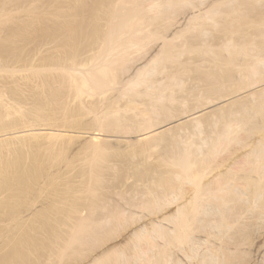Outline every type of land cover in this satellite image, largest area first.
<instances>
[{
    "label": "rangeland",
    "instance_id": "obj_1",
    "mask_svg": "<svg viewBox=\"0 0 264 264\" xmlns=\"http://www.w3.org/2000/svg\"><path fill=\"white\" fill-rule=\"evenodd\" d=\"M39 1H41V0H2V1L0 0V2L2 3L1 6H4L2 8L6 9V12L7 11L9 12V13L5 14L7 16H5L3 14L1 17V15H0V18H1L0 19V26H2V27H0L1 28L0 30L2 31L0 33V57H1L0 58V95H1L0 96V98H1L0 99V113H2V114H0V115L1 116L3 115L2 117H4L5 119H8V120H6L7 122H4L5 119H3L4 123H0V125L1 124H7V126H9V127H13V129H11V128L6 127V125H4V127L7 128V130H8L7 131L6 128H4L5 130L3 129V125H2V128H1L2 131H0L1 134H3V132H5V131H7V132H5V134H6V135L4 134L5 136L0 137V142H2V141H7L6 143L10 142V143L14 144L13 146H11L12 148L15 147L16 144L22 145V146H18V147L16 146V147L19 148V151L21 150L20 151V153H22L21 155L23 157L24 156L26 157V158L25 157L23 158V160H24V162H22V163H24L23 166L27 168L29 165V169L30 170L32 169V171L35 170L37 173V175L36 174H33V175L38 176V177L35 176L36 178L34 177L35 180L31 179L34 182H32L30 180L29 181L25 180L24 184L22 181L19 184L16 183V185H18V186H23V187H21L23 189V192L20 189V187H19V189H18V187L16 188L17 193L16 192L15 193L17 196L16 197L14 196L15 197L14 200H15V203L17 200H18L17 203H19L16 206V208L14 207L16 210L12 209L13 207L10 204L5 203L6 201L8 202L10 195H12L13 193L11 191L0 192V207H1L0 208V264H84V263L90 261V259L93 258L94 256L108 250L109 247L111 248L112 246L119 244V243H122L124 241L126 234L130 230L128 228H132L133 225L138 222V220H137L138 215H137L136 219H135V216L134 215L132 216L131 214H130L131 216L128 215L129 218L125 216L126 221H124L125 218H122L124 216H120V213L118 214L119 209L115 210L117 207H119L117 205L115 207V204H118V203L120 204L119 201L121 200V198H122V200H121L122 203H124V201H126V200L129 202H132L131 201L132 199H134V201L139 203V201H140L139 195H141L139 193L140 192L142 193V191H144L146 188H149V186L151 185V181H153L154 184L158 183V182H154L155 179L158 180L160 178V175L162 174L163 169H164V171H163L164 173H165V170H167L165 163L170 164L173 161H175V159H177L176 156H179L178 154L182 153V151H184L182 153V155H186V154H188L194 150L195 151L194 152L195 154L193 155V157L195 156L194 161L195 162L199 161V163L198 162L197 163H198V165L202 164L201 166H204L203 165L204 162H207V164L205 163L206 164L205 168L207 170L209 168V170H210V169L216 167L217 164L219 165L220 163L226 162V160L229 161L231 159V157L235 158L236 156L243 155L245 152H247L250 148L253 147V145H254L253 142L257 141L264 134V130H263L264 129V123H263L264 122V114L256 113V111H254L255 109H253L254 113L251 116V122H253V123H251L252 125L250 123H249V125H247L248 122H250V121H248V119H247L246 124H244L243 122L242 123L244 125L240 124L239 122L242 121V118L244 116L243 115H240V116L235 115V114L240 113V109H242V107L244 105L250 104L249 100L242 99V100L236 101L237 103L236 102L233 103L234 104V105L232 104L233 106L232 105H228V106L223 105L224 104L223 103V104H221V108H216L217 110L213 107H212L213 109L212 108L210 109V107H208L209 104H207V102L209 100H211V98H212V100H214L213 98H215V100H216L217 98H220V97L222 99V98L229 97L230 95L236 93L239 90L241 91L242 80L238 81V79H237V82L234 81L235 83L228 81L227 74H229V73L227 71H228V68L230 69V66L229 65H228L229 67L225 66V64L227 63V62H225V60L227 61L228 59L230 60V58H231V60H235L237 62V64H240V65H242L244 63L247 64L250 61V59L252 58L251 56H253L250 54H254V53H249L250 51H252V50L256 51L255 48H257L259 50H260V48L261 49L264 48V37L259 34V30H258L260 27H261L260 29H262V27H264V25H263L264 24V0H260V2H259V0H244V1L241 0L242 4L240 3L241 2L240 0H239L240 2L237 0V3H234V2H236V0L233 3L230 0H227L228 2L224 0V1H222V3L221 2L216 3L217 0H201V1L196 0V1H194L195 5L193 4L194 5L193 7H195V8H191L192 7L191 5L186 7L187 6L186 4H183V5L181 4V6L178 5L179 8L177 6L175 7V8L179 9L178 10L179 12H177V10L174 9V11H176L177 13L174 12L175 15L172 17L173 23L176 21V19L181 14L187 15L191 11H193V9L197 10L198 7L199 8L202 7V9L203 8L205 9V8H208V7L213 5L218 10L223 11L226 14L222 13L220 15H217V16H220V17H216V22L219 24H216L213 22H205V24L203 23V25H202L201 22L200 23L198 22L199 20L195 21V22L192 21L193 23L191 22V24H189L190 27H187L185 30L180 32L178 38L175 39L174 42L170 43L171 45L169 44L168 48H165V50H163V51H165V53L162 52L163 54L159 57L160 59L158 58L159 64L157 65V69H159L158 70L159 74L157 73L158 75L157 74L156 75L158 77L163 76L164 78H166L167 73L170 74L172 72H174V73L180 72L177 75L180 77H183V80L185 82L183 83L184 86L183 87L181 86L180 90H179V88L175 89V91H174L175 93H174V96L172 98H170V99L168 98V99L164 100V102L162 104H160L161 107L159 105H157V109H158V107H160L159 109L161 111L158 109V111L156 110L154 112H150V111H145L142 113L140 112L141 110L142 111L145 110L146 106H147L146 104H148L150 102L149 98H148V96H146L147 94H145V92L142 93L139 91V93H138V94H140L139 96L134 95L135 97L138 98V99L134 98L135 101H138V102H136L133 106H129V104L126 103V102H128L127 101L128 96H127V100H125L126 98L123 99L124 101L122 103H120L122 101V98H121V101H119V105L127 106L126 108L128 111H126V109H125L124 111H126V112H123V113H125L126 115L123 113H121V114L119 113V115L120 116L123 115L124 118L125 117L126 118L124 120L122 119L124 121L123 124H121L120 122L118 123L120 126L115 125V127H114L115 129L113 127H111L109 133L113 134V133H117V131L118 132L120 131V133H121L123 130H124L123 133H125V132L126 133H129V132H131V133L136 132L137 133V132L141 131L140 129H142L141 127H139L140 126L139 123H141L144 116L145 117L147 116L146 118H149L151 116L150 118H152V117L155 118V119L152 118V120L154 122L163 123V122H165V120L166 121L171 120L172 118L177 120L181 117H184L185 114L189 115V114H191L197 110H202V108L203 109L207 108V110L204 111L206 114L200 118L201 122H202V126H203V127L201 126V128H200L202 131L193 128V126H192L193 121L189 120V121H187V123L185 122L184 124H181V125L175 127L172 131H169V132L167 131L164 135H162L160 137V139L158 138L159 140H157V138H155V139L152 138V139L143 140V141H141L142 143L141 142H135L134 144L129 143L123 139L107 137V136H102L101 137L102 140H100V141L99 140L92 141L91 138L93 137L92 136L93 129L97 128V126L94 124V119L92 118V114H90L88 112V109L85 106L84 107H82V105L78 106V109H77L76 106L80 105V103L78 100H75V99L72 100L74 98L73 96H72L73 98H70L71 95H68V94H70V93H68V89L67 90L65 89L66 92L64 91V93H63L65 95L60 99V101H62V102L64 100V103H62L60 101H59L60 103L59 102L56 103V101L52 100V102L51 101L49 102V105H48V108L46 111L44 110V112L43 111L39 112L42 114L38 113V111H40V110L38 108V105H36V103L39 104V106H40V103L36 102L37 99L38 100L40 99V102H41V100L42 101H49L48 100V96H49L48 93L49 92L47 91L48 88H47L46 83L43 82V80H44L43 78L49 77L52 74L53 79H55L59 76L60 78L59 77L58 78L61 80V79H63V77L66 76V74L64 76L62 74V73H64V71H62V70L65 67H68L67 65H69L68 60H66L67 61L66 64L62 63L63 60L65 62V59H63V57L64 58L66 57L65 56L66 51H67V54L69 52V53H73L74 56H77V58L79 59L78 61H80V62L82 60H88L87 58L91 57L94 54L96 55L99 48H101V50L104 51L105 48L103 46H101V43L100 42L96 43V40L98 38H97V35H95V32L97 31L96 27H98L101 30L100 32H104V33H106L107 29H108L107 26H105L106 24H104L105 19H103V18H105V15L103 13L100 12L101 15H104V17L99 16L102 19H94L95 16L94 17H93V15L91 16L89 14V11H88V14L91 16V18L93 17L92 19H94L95 21L101 20V21H97V22L92 23L90 21L91 18H88L87 11H86L85 17H87L88 19L85 18V22H84L85 28L83 31H81L82 35H79L78 37L75 38V42L73 45L70 42L71 40L67 39V35L65 33L61 34V32L59 33V31L57 30L60 27L59 25L64 23L63 19L65 17L63 19L62 18L59 19V17L55 16V14L54 15L49 14L50 12H54L57 10L55 4H57V7H59V8L62 7V9H63V6H61V2L57 0V2H60V5H58V3H55L56 0H54L53 6L48 4L47 8L45 9V7L43 6L42 3H44L45 1H48V0H42L41 3ZM92 1H94V0H92ZM92 1L86 0L87 3H91ZM51 3H53L52 0H51ZM3 4L6 5V8H5V5H3ZM46 4L47 3H44L45 6H46ZM24 5H25V7H24ZM36 5H37V7H36ZM42 7L45 10H43ZM49 7H50V9H48ZM20 8H23L24 10L21 9L22 12H20L19 11ZM25 8H32L30 10L36 11V14L34 15L35 12L30 11L31 12L30 14L33 13V15H31V16L28 15V17H29V19H28L27 15L25 13H27L29 11H27V9H25ZM47 9L49 11L46 12ZM51 9H53V10L51 11ZM64 9H65V7H64ZM9 10L12 12H10ZM255 10H256V12H255ZM232 11L235 13H232ZM261 11H262V13H261ZM40 12H42V14H44V15L41 16ZM44 12L45 13L49 12V13L45 14ZM90 13L93 14V12H90ZM100 13H99V15H100ZM229 13H230V15H229ZM27 14H29V13H27ZM37 14H38V16H37ZM176 15H177V17H175ZM247 15H249V16H247ZM33 16L35 18H33ZM221 16H223V18ZM40 17H42L43 19H36V18H40ZM68 17L69 16H67V18ZM31 18L33 20L36 19L35 21H33L35 23H33L31 21ZM237 18H239V19H237ZM44 19H45V21H46V19L47 20L49 19L50 22H52V23H49V20H48V23L51 25V28H48L50 26L45 27L46 26L45 24L47 23V21H46V23L44 22V24H43ZM65 20H66V18H65ZM236 20L239 22H237ZM6 21H8V22H6ZM59 21H61L62 23ZM30 22H31V24H30ZM48 23H47V25H49ZM55 23L57 24V27H55L56 26ZM195 23L201 24V26L198 27V25H197V27L195 26L196 27V29H195V27H193L194 25H196ZM220 23H222V24H220ZM1 24H3V25H1ZM192 24H193V26H192ZM26 26H27V28H25ZM43 27H45L44 28L45 33L47 31L46 30L47 28H48V31H50L49 37H46L45 35H43V34H45L42 31ZM54 27H55V30H54ZM28 29H29V31H28ZM50 29H52V30H50ZM207 29H208V32H210V33L208 35V32H207V34L204 35L203 32H204V30H207ZM26 31H28V33ZM57 32L59 34H57ZM18 34L23 36V38L22 37L20 38V35L17 37ZM46 34H48V33H46ZM229 37L230 38L232 37L231 39L233 40V47H232V49L227 50V49H225L223 44H224V41H226L227 39L228 40L230 39ZM260 38H262V39H260ZM68 40H70V41H68ZM248 40H249V42H248ZM4 41H5V43H4ZM97 41H99V40H97ZM240 41H242V42L240 43ZM99 43H100V45H99ZM250 43L252 45H254L253 46L254 48H252V49L249 48V46L251 45ZM239 45H243V49H246L245 50L246 51L245 56L242 53L239 54L237 52L239 49V47H238ZM249 49H250V51H249ZM101 50H100V52H101ZM209 51H212L214 54H212V52H211V53H207V56H206L205 52H209ZM229 51H232L233 53L229 52ZM234 51H235V53H234ZM257 52L259 54L261 53V51H258V50H257ZM262 52H263V50H262ZM228 53H230V54H228ZM259 54H256V55L264 56V53H261L260 55ZM215 55H218L219 59H221V60H218L217 64L214 62L215 57H216ZM18 56H20V57H18ZM60 56L62 57V60H61V58H59ZM239 56H240V59L242 56L241 63L243 60H244L243 61L244 63H242V64L238 63V62H240V61H238ZM163 58L166 60H164ZM58 59H60V60H58ZM162 59H163V61H162ZM56 60L61 62L60 65H62V64L65 65V67L62 65L63 66V67H61L62 70H57V69H61V68H59L60 66H57L58 68L55 67L56 65H54V64L56 63L55 62ZM203 60L205 61V63L202 62ZM30 62L32 64H30ZM60 62H57L56 64H58ZM82 62H85V61H82ZM48 63H50L51 65ZM1 64H2V66H1ZM32 65L35 67L34 69H33ZM240 65H239V67H240ZM160 66H161V68H160ZM46 67L48 68V70ZM49 67H51V68H49ZM39 68H40V71H39ZM183 69H186V70H183ZM51 70H52V72H51ZM181 70H183V72ZM187 70H189L188 74H187ZM44 71L45 72L48 71L47 73L51 72V74L44 73ZM60 71H62V72H60ZM163 71L164 72L167 71V73L164 74V73H162ZM245 71L246 70H244L243 72H245ZM32 73L34 75H32ZM35 73L36 74L38 73V75H35ZM60 73L62 74V76H60L61 75ZM224 73H226V74H224ZM43 74H45V75L47 74L48 76L47 75L45 76ZM57 74H59V75H57ZM183 74H185V75H183ZM186 74H187V76H186ZM219 74L221 76H223V78H224L223 80L222 79L218 80L217 78H215ZM31 75L33 77H31ZM53 75H55V76H53ZM221 76H219V77L221 78ZM52 77H49V78H52ZM119 78L120 77H117V79L115 78L116 79L115 83L118 84ZM161 78L162 77H159V78L155 77V78H153V80H157V79L161 80ZM214 78L217 79L218 82ZM45 81H46V78H45ZM40 83L42 85H46V87L45 86L43 87ZM106 83L109 85H107ZM106 83L103 85L104 87H102V86L99 87L100 88L99 91H101V90L107 91L108 95L109 94L111 95L117 86L115 85V83L113 81H112V83L109 81H106ZM243 84H244V82H243ZM58 85H60V84H58ZM216 85L218 88L216 87ZM17 86H18V88H17ZM1 87H2V89H1ZM42 87H43V90L41 91ZM55 87H57V86L55 85ZM243 87H245V86H243ZM44 88L45 89L47 88V89L45 90ZM228 89L230 91H228ZM38 91H39V93H38ZM43 91H45L44 92L46 94L45 97L41 96V95H43L42 94ZM66 94H67V96H66ZM144 94L147 98L144 96ZM46 96H47V98H46ZM132 96H133V94H132ZM214 96H216V97H214ZM65 97H66V99L67 98H69V99L66 100ZM130 97L131 96H129V99H130ZM133 97H131V98H133ZM208 97H209V100H207ZM52 99H54V98H52ZM180 99H182V100H180ZM172 100H173V102H172ZM218 100H220V99H218ZM145 102H146V104H145ZM2 104H3V106H2ZM4 104H6V105L4 106ZM64 104L67 107H65ZM33 105H35V107H33ZM61 105H64V106L61 107ZM123 106H122V108H124ZM6 108H7V110H6ZM33 108H37L38 110H35ZM83 108H85V109H83ZM110 109H109V111L112 110V109L111 110ZM34 110L37 113H35ZM50 110L53 112H51ZM137 110L139 112H137ZM6 111H8V112H6ZM148 112H150V114H148ZM5 113H7V114H5ZM43 113L44 114L46 113V114L44 115ZM51 113H52V115H51ZM153 113H155V114H153ZM37 114H39L40 116ZM47 114H49V115L47 116ZM41 115L44 117H41ZM233 115H235V116H233ZM5 116H7V118ZM35 116H37V117H35ZM138 116L142 119L139 120L140 118ZM107 117H106V119H107ZM137 117H138V119H137ZM232 117H233V120L239 121V122H237V124H238L237 128L238 129H234L235 131L233 130L234 132H232L234 136L231 135V138L232 137L233 138L229 139L228 142H220L219 144L217 143L216 148L213 147L214 145L210 146V147L208 145H206V143H205L206 140L203 138H206V137L208 138L210 136L217 138L219 136L218 134H220L222 132V129H223L222 127H224V125L227 121H229L230 119L232 120ZM108 118H110V119L104 120L105 124L107 123L106 121H108L110 124H112L113 123V122H111L112 118L111 117H108ZM220 118L221 119L223 118V119L221 120ZM252 118H254L253 121H252ZM244 119H245V117H244ZM155 120H157V121H155ZM175 120H173V121H175ZM255 120H256L257 124H255L256 122L254 123ZM132 121H134V122H132ZM214 121L216 123H214ZM259 121H260V124L258 123ZM1 122H2V118H1ZM136 122L138 124H136ZM217 122H219V123L217 124ZM9 123H11V124H9ZM239 124H240V126H239ZM261 124H263V125H261ZM215 125H218V126L215 127ZM245 125H247V126H245ZM116 126L118 127L117 130H116V128H117ZM260 126H261L262 131H260V128H258ZM87 128H89V129H87ZM119 128H121V129H119ZM128 128H131V129H128ZM84 130L86 131V133ZM111 131H113V132H111ZM48 132L49 133L55 132L58 136L56 135L53 137H49L47 135ZM202 132H204V133L202 134ZM32 135H37V136L32 137ZM2 138H3V140H2ZM178 138H179V140H178ZM6 139H8V140H6ZM105 139H107V140L104 142L103 140H105ZM109 139L112 141H110ZM94 142L96 144H94ZM99 142H100V145H99ZM181 142H182V144H181ZM92 143L94 144V146ZM23 144H24V146H23ZM131 145H133V146H131ZM198 145L201 148L203 147V149H205V151L203 153H206V154L199 155L197 153L198 148L200 149V147ZM204 145H205V147H204ZM9 147H10V145H9ZM148 147L149 148L152 147V148L149 149ZM154 147H156V148L154 149ZM10 148H8V150ZM17 148L16 149L13 148V149L15 151H18ZM172 148H173V150H172ZM203 149H201V150H203ZM209 149H210V151H209ZM12 150H11V152L14 153L15 151L14 150L12 151ZM22 150H23V152H22ZM241 151H243V152H241ZM5 152H6V150H5ZM11 152L9 151L8 154H10ZM13 153H11V154H13ZM8 154L6 152V155H8ZM14 154H16V153H14ZM175 154H177V155H175ZM8 156H12V155H8ZM169 158H172V160L171 159L169 160ZM26 161H27V165H25ZM249 165H252V164H249ZM154 167H156L157 170H159L161 167L162 170L160 169L158 171V173H160V171H161L160 175L156 174L159 177L155 176V174L152 173L155 169ZM247 167L251 169L252 166L251 167L247 166ZM248 168L244 169V171L250 170ZM149 169H150V171L153 170L151 173L156 178L152 179V176H151L152 174L150 175ZM197 169H198V167H197ZM207 170H205V173L207 172ZM244 171L241 170V172H244ZM154 172L156 173L157 171L155 170ZM140 173H141V175H140ZM145 174L148 177L150 176L152 180L150 179V177L148 180ZM142 175H144V176H142ZM31 177H33V176H31ZM256 177H258V179H261L260 186H264V176H263V179L258 175L257 176L255 175L254 179ZM241 178H243V177H241ZM141 180H143V182ZM147 180L149 182H147ZM242 181H243V179H242ZM146 182L149 183L150 185L146 184L147 185L146 186L145 184H143ZM35 185H37V186H35ZM154 187H152V188H154ZM135 189H137V190H135ZM18 191L20 194L18 193ZM132 191H134V192H132ZM263 193H264V189H263ZM119 194L121 195V197ZM18 195H20V196H18ZM118 196H119V198H117ZM252 200H253V198H252ZM260 200L258 201L259 203L257 202V204L253 205L254 202L252 203L253 206H251L250 209L251 210L253 209V211L250 210L251 214L243 213L244 209H242V208L246 207V205L244 206L242 202H238L235 204L237 206V210L239 211V209H240L239 212L240 213L242 212L241 214L243 215L242 218L239 219L240 221L242 219V221L241 222L238 221L239 224L237 223L239 225V227H241V225H242V227L240 228L241 230H238L239 227L236 224L238 229H236V227L234 226L235 229H234V227L231 228V234L230 233H228V234L232 235V237H234V238H232L230 235L229 236L232 239H235V240L237 239V241L232 240V241L228 242L229 239L227 240L226 236L225 237L223 236L225 239L224 240L222 239V241L225 242L224 244L226 246L229 243L230 244L233 243V244H231L233 246H234V244H236L233 249L236 251V249H238V247H239V249H238L239 251L237 250L238 251L237 253L234 252L233 254H231L232 256L231 255L226 256L228 258L226 261V264H228V263L229 264H238V263L239 264H244V263L245 264H264V220H263L264 219V211H263V209H264L263 208L264 207V195ZM4 203H5V205H1ZM122 203L120 204V206L122 205ZM241 203L243 205V207L241 205L242 208L240 207ZM255 205H257V206H255ZM238 206L240 207L239 209H238ZM104 208H105L106 212H104L105 211ZM139 209L141 210V211L139 210V215L142 214L145 216V215H148L149 213L151 214L152 212H154L153 207L146 208L144 206V207L139 208ZM235 210H236V208H234V211ZM113 211H114V213H113ZM234 211H233V213H234ZM146 212H147V214H146ZM235 212H236V214L235 213L234 214L237 215L238 212L237 211H235ZM252 212H253V214H252ZM104 213L105 214H109V213L114 214V216H113V214H109L112 217H114L112 219V221H113L112 225L113 226L111 224H110L111 226L110 225L108 226V228L110 230L107 227H106L107 229H105V226L101 227V225H100V227H99L100 229H99L98 226H95V224H94L95 221H97V219L99 217H101L102 215H105ZM244 215H246V216H244ZM118 218H122V219H118ZM114 219H118L119 221L114 220ZM114 221H116V222H114ZM119 222H120V224L121 223H123V224L119 225ZM124 222H125V226H124ZM128 222H129V224H128ZM132 223H133V225H132ZM240 223H243L244 225L240 224ZM127 224L128 225L131 224V225L128 226ZM246 226H247V228H246ZM80 228L92 231L93 234L89 235V237H88V235L84 234V235L80 236L81 239H79L80 237L77 239L74 236H77L79 234L78 229L80 230ZM234 230H236V231H234ZM237 230H238V232H237ZM239 231H241V232H239ZM92 232H90V234ZM86 233H88V232H86ZM233 233H235V234H233ZM20 234L21 235L25 234V237L22 240H18L19 238L21 239V237H23ZM71 234H72V236H71ZM19 236H21V237H19ZM68 236H70V237H68ZM90 236H92V238ZM93 236H96V237H93ZM223 237H221V238H223ZM222 241H221V243H222ZM22 242H24V243H22ZM226 242H227V244H226ZM17 243H20L22 245L17 247L19 245V244L17 245ZM66 243H68V244H66ZM64 245L67 247V249H65L66 247H63ZM22 246L24 248H22ZM236 246H237V248H236ZM15 248H18L19 250L21 248L22 251L21 250L19 251L18 249H15ZM16 250H18L19 252H17ZM226 257H225V259H226ZM232 257H234L233 259L235 261L231 259ZM229 259L231 260V262Z\"/></svg>",
    "mask_w": 264,
    "mask_h": 264
},
{
    "label": "bare ground",
    "instance_id": "obj_2",
    "mask_svg": "<svg viewBox=\"0 0 264 264\" xmlns=\"http://www.w3.org/2000/svg\"><path fill=\"white\" fill-rule=\"evenodd\" d=\"M58 1L61 2V6H63V9H62V7L61 8L57 7V4H55L57 10L54 12H50V13L48 12V13L51 15L55 14V16L59 17V19L60 18L63 19L64 17L66 18L67 21L64 18L63 19L64 23L61 24L62 26L59 25L60 27L58 26L59 29H57V30L59 31V33L61 32V34L65 33L67 35V39L71 40V41L70 40H68V41H70L73 45L75 42V38L78 37L79 35H82L81 31H83L85 28L84 22H85V18H87V17H85L86 11H87L88 18H91V16L93 15V17L95 16L94 19H102L100 17H104V15H105V18H103V19H105L104 24H106L105 26H107V28H108L107 32L106 33L100 32L101 30L98 27H96L97 31L95 32V35H97V38H98L97 40H99V41L96 40V43L100 42L101 46H103L105 49L103 51V50H101V48H99L96 55L94 54L91 57H88L87 58L88 60H82L85 62L78 61L79 59L77 58V56H74L73 53H69V52L67 54V51H66V54H65L66 57L65 58L63 57V59H65V62L63 60L62 63L66 64V62H67L66 60H68V62H69V65H67L68 67H65V65L62 64L65 67L62 70L61 67H63V66L60 65L61 62L58 61L60 59L55 61L56 63L57 62H60V63L56 64L54 62L55 63L54 65H56L55 66L56 68H58L57 66H60L59 68H61V69H57V70L64 71V73H62L63 76L65 74L67 76V77L66 76L63 77V79H61V80L59 79L60 78L59 76H58L59 78L57 77L58 79L57 78L53 79L52 74H51L52 70L50 73H47L48 71H46V72L44 71V73L51 74V76H49V77H52V78L45 77L46 81H45V78L42 77L44 79V80L42 79L43 82L46 83L47 88H48V89L47 88L46 89L49 92L48 93L49 96L47 95L49 101H42L41 100V102H40V99L38 100L36 98L37 99L36 102L40 103V106H39V104L36 103V105H38V108L40 110V111H38V113L41 111L44 112V110L46 111L50 101L52 102V100H54V101H56V103L59 102L60 99L65 95V94H63L65 89L66 90L68 89V93H70L68 95H71L70 98L74 97L72 100H74V99L78 100L80 103V105L76 106L77 109H78V106L82 105V107L85 106L88 109V112L90 114H92V118L94 119V124L97 126L96 129H93V132H92L93 137L91 138L92 141H95V140L100 141V140H102L101 139L102 136L123 139V140H125L129 143H133V144L135 142H141L143 140L152 139V138H154V139L157 138V140H159L160 137L162 135H164L167 131L168 132L172 131L175 127H177L181 124H184L185 122L187 123V121H189V120L193 121V123H192L193 128L202 131L200 129L202 126V122H201L200 118L206 114L204 111H206L207 108H205V109L202 108V110H197V111H195L189 115L185 114L184 117H181L177 120L172 118L175 121H173L172 119L167 120V121L165 120V122H163V123L154 122L152 120L153 117L150 118L151 116L149 118H146L147 116L146 117L144 116L145 118L143 117V119L138 116L140 118L139 120L142 119L141 123H139L136 120L140 124L139 127L142 128V129H140L141 131H139L137 133L136 132L135 133L134 132L133 133H131V132L123 133L124 132V130H123L121 133H120V131L119 132L117 131V133H113V134L109 133L111 127L114 128L115 125H119L118 124L119 122L121 124H123V122H124L123 120L126 118V117L124 118L123 115H121L123 118L119 115V113L121 114L123 112L128 111L126 108L127 106L122 105L124 107V108H122V106L119 105V101H121V98H122V101L120 103H122L124 101L123 99H125V98H126L125 100H127V96H128V100H127L128 102H126V101L125 102L128 103L129 106H133L136 102H138V101H135V99L137 97H135L134 95L139 96L140 95V94H138L139 91L142 93L145 92V94H147L146 96H148L150 102L148 104H146V102H145V104L147 105L146 109L143 111L141 110L140 112L141 113L145 112V111L154 112L156 110L158 111V109L161 107L160 104H162L164 102V100H166L168 98L170 99L174 96V93H175L174 91L176 88H179V90H180L181 86L182 87L184 86L183 83L185 81L183 80V77H180L177 75L180 72L179 73L172 72V73L168 74L167 71H165V72L163 71L162 73H164V74L167 73L166 78H164L163 76H159V77H162L161 80H158V79L153 80V78H155V77L159 78L157 76L159 74L158 73L159 69H157V65L159 64L158 58L163 54L162 52L165 53V51H163V50H165V48H168L169 44L174 42V40L178 38L180 32L185 30L187 27H190L189 24H191L192 21L195 22V21L199 20L198 22L199 23L201 22L202 25H203V23L205 24V22H213V23L219 24L216 22V17H220L217 15L224 13L223 11L218 10L213 5L208 7V8H205V9L204 8L202 9V7H200V8L198 7L197 10L193 9V11H191L187 15H182L180 13L181 15L180 16L178 15L179 17L173 23L172 17L175 15V13L179 12L178 11L179 10L178 5L181 6V4L182 5L186 4L187 5L186 7L191 5L192 6L191 8H195L193 6L195 5L194 1H196V0H94V1L91 0L93 3L92 2L87 3L86 0H58ZM199 1H201V0H199ZM222 1H224V0H217L216 3H218V2L222 3ZM225 1H227V0H225ZM230 1L233 3L235 0H230ZM39 2L41 3L42 0ZM49 2L51 3V0L44 2V3H47L46 6L44 5V3H42L43 6L45 7V9L47 8L48 4L53 6L54 0H52L53 3H51V4ZM60 2H57V0H56L55 3H58V5H60ZM259 2H260V0H259ZM234 3H237V0ZM240 3L242 4V1ZM1 4L2 3L0 2V15L2 17L3 14L5 15L6 13H9V12L8 11L6 12V9L2 8L4 6H1ZM3 5H5V4H3ZM176 6L178 8H175ZM24 7H25V5H24ZM36 7H37V5H36ZM64 7H65V9H64ZM5 8H6V5H5ZM21 9L24 10L23 8H20V10H19L20 12H22ZM25 9H27V11H29V12H27L29 14L25 13L27 15V17H28V15H30V16L33 15V13L30 14L31 13L30 11H32L30 9H32V8H25ZM42 9H43V7H42ZM45 9H43V10H45ZM48 9H50V7ZM48 9L46 10V12L49 11ZM53 9H51V11ZM174 9L177 10V12L174 11ZM88 11H89V14L91 16L88 14ZM10 12H12V11H10ZM32 12H35L34 15L36 14V11L33 10ZM42 12H40L41 16L44 15V14H42ZM90 12H93V14ZM100 12L103 13L104 15H101ZM255 12H256V10H255ZM48 13H45V14H48ZM99 13H100V15H99ZM230 13H229V15H230ZM232 13H235V12L232 11ZM261 13H262V11H261ZM224 14H226V13H224ZM5 16H7V15H5ZM37 16H38V14H37ZM67 16H69L68 18L70 20L67 18ZM247 16H249V15H247ZM175 17H177V15ZM221 17L223 18V16H221ZM33 18H35V17L33 16ZM92 18L90 20L92 23L97 22V21H101V20L95 21ZM28 19H29V17H28ZM36 19H43V18L40 17V18H36ZM36 19L33 20L31 18V21L33 22ZM237 19H239V18H237ZM48 20L46 19L47 23H48ZM46 21L44 19L43 24H44V22L46 23ZM6 22H8V21H6ZM59 22H61V21H59ZM237 22H239V21H237ZM33 23H35V22H33ZM47 23L45 24L46 25L45 27L50 26L48 28H51V25L49 23H52V22H50V20H49V23H48L49 25H47ZM30 24H31V22H30ZM195 24L196 25H194V26L192 24V26L193 27H195V26L197 27V25H198V27L201 26V24H197V23H195ZM220 24H222V23H220ZM1 25H3V24H1ZM55 25H56L55 27H57L56 23H55ZM0 27H2V26H0ZM45 27H43V30H42L43 33H45V31H44ZM55 27H54V30H55ZM196 27H195V29H196ZM25 28H27V26ZM48 28L46 29L47 31H48ZM260 28L258 29L259 34L264 37V27H262V29H260ZM50 30H52V29H50ZM28 31H29V29H28ZM28 31H26V32L28 33ZM47 31H46V33H48V34L45 33L43 35H45L46 37H49L50 31H48V32ZM1 32L2 31L0 30V33ZM207 32H208V29L204 30V32H203L204 35H206ZM59 33L57 32V34H59ZM209 33L210 32H208V35H209ZM20 34H18L17 37ZM21 37L23 38V36L20 35V38ZM231 38L229 40L227 39L226 41H224L223 45H224L225 49H227V50H230L233 47V40ZM260 39H262V38H260ZM241 42L242 41H240V43ZM248 42H249V40H248ZM4 43H5V41H4ZM100 43H99V45H100ZM250 46H249L250 49L254 48L253 47L254 45L251 44ZM238 47H239V49L237 52L239 54L242 53L245 56L246 55V53H245L246 49H243V45H239ZM250 49H249V51H250ZM255 49H256V51L252 50L249 52V53H254V54H250L253 56H251L252 58L250 59V61L247 64H245L243 62L244 60L242 61V63H244V64L241 63L242 56H241V59L239 56L240 60L236 57L238 59V61H240L238 63H241L243 66L240 64H237V62L235 60H231V58H230V60L229 59L227 61L225 60V62H227L225 64V66L226 67L230 66V69L228 68V71H227L229 73V74H227L228 81L235 83L234 81L237 82V79H238V81L242 80L241 91L239 90L236 93L230 95L229 97L222 98V99L220 97V98H217L216 100H215V98H213L214 100H212V98L208 95L211 98V100H209V97L207 99V100H209L207 102V104H209L208 107H210V109L212 107L215 109L221 108V104H223V103H224L223 105H227V106L232 105L236 101H239L242 99H246V100L250 101V104L244 105L242 107V109H240V113L235 114L236 116L237 115H239V116L243 115L246 120L243 117L242 121L240 120L241 122H239V121L233 120V117H232V120L230 119L229 121H227L225 123L224 127H222L223 128L222 132L220 134H218L219 136L217 138L213 137V136L212 137L210 136L208 138L207 137L203 138L206 140L205 143L209 147L214 145L213 147L216 148L217 143L219 144L220 142H228L229 139H232L233 138V137L231 138V135H233L232 132L235 131L234 129H238L237 128L238 127L237 122H239L240 124H243V123L246 124L247 119H248V121H250V122H248L247 125H249V123L250 124L253 123V122H251V116L254 113L253 109H255L254 111H256V113L264 114V56L256 55V54H259L257 52V50L261 51V53H264V48L263 49L260 48V50L257 48H255ZM100 50H101V52H100ZM262 50H263V52H262ZM235 51H234V53H235ZM211 52L212 51L205 52L206 56H207V53H211ZM229 52H232V51H229ZM212 54H214V53L212 52ZM228 54H230V53H228ZM215 56L217 58L215 57L214 62L217 64L218 60H221V59H219L218 55H215ZM18 57H20V56H18ZM59 58H61V60H62L61 56ZM163 59H162V61H163ZM164 60H166V59H164ZM202 62L205 63L204 60ZM30 64H32V63L30 62ZM48 64H50V63H48ZM239 65H240V67H239ZM1 66H2V64H1ZM34 68L35 67L33 66V69ZM49 68H51V67H49ZM160 68H161V66H160ZM47 70H48V68H47ZM183 70H186V69H183ZM183 70H181V71L183 72ZM244 70H246V71L243 72ZM39 71H40V68H39ZM62 71H60V72H62ZM188 71L189 70H187V74H188ZM62 74L60 76H62ZM187 74H186V76H187ZM220 74L217 75V77H215V78H217L218 80L219 79L223 80L224 78ZM224 74H226V73H224ZM32 75H34V74L32 73ZM32 75H31V77H33ZM35 75H38V73L37 74L35 73ZM43 75H45V74H43ZM57 75H59V74H57ZM183 75H185V74H183ZM53 76H55V75H53ZM219 76H221V78ZM117 77H120L118 80V84L115 83ZM217 79H215V80L218 82ZM106 81H109L111 83L113 81L115 83V85L117 86L114 89V92L112 93L113 95L112 94L108 95L107 91H102V90L99 91L100 90L99 87H101V86L104 87L103 85L106 83ZM243 82L245 85L243 84ZM58 84H60V85H58ZM46 85H42V86L46 87ZM55 85L57 87H55ZM107 85H109V84H107ZM243 86H245V87H243ZM43 87H42L41 91L43 90ZM216 87H217V85H216ZM17 88H18V86H17ZM1 89H2V87H1ZM228 91H230V90L228 89ZM44 92L45 91H43V93H42L43 95H41V94L40 95L45 97L46 94ZM38 93H39V91H38ZM132 94L134 97L132 96ZM145 94H144V96H145ZM47 96H46V98H47ZM66 96H67V94H66ZM129 96H131L133 98L130 97V99H129ZM214 97H216V96H214ZM52 98H54V99H52ZM65 99H66V97H65ZM67 99H69V98H67ZM218 99H220V100H218ZM180 100H182V99H180ZM60 102H62V101H60ZM172 102H173V100H172ZM62 103H64V100ZM5 105L6 104H4V106ZM64 105H61V107ZM157 105L160 106V107H158V109H157ZM2 106H3V104H2ZM33 107H35V105H33ZM65 107H67V106L65 105ZM33 109L38 110L37 108H33ZM83 109H85V108H83ZM109 109L111 111H109ZM125 109H126V111H124ZM6 110H7V108H6ZM6 112H8V111H6ZM51 112H53V111H51ZM137 112H139V111L137 110ZM150 112H148V114H150ZM35 113H37V112L35 111ZM0 114H2V113H0ZM5 114H7V113H5ZM39 114H42V113H39ZM39 114H37V115H39ZM123 114H125V113H123ZM153 114H155V113H153ZM48 115L49 114H47V116ZM51 115H52V113H51ZM235 115H233V116H235ZM2 116L0 115V123L7 122L6 120H8V119H5ZM107 116L112 118L111 119V122H113L112 124H110L108 121H106L107 123L105 124L104 120L106 119ZM5 117L7 118V116H5ZM35 117H37V116H35ZM41 117H44V116L41 115ZM108 117L106 120L110 119ZM138 117H137V119H138ZM1 118H2V122H1ZM3 119H5L4 122H3ZM153 119H155V118H153ZM253 120H254V118H252V121ZM155 121H157V120H155ZM132 122H134V121H132ZM137 122H136V124H138ZM219 122H217V124ZM255 122H256V120L254 121V123ZM214 123H216V122L214 121ZM258 123L260 124V121ZM9 124H11V123H9ZM240 124H239V126H240ZM255 124H257V122ZM2 125H3V129L6 127L13 129V127H9V126H7V124H1L0 125V131H2V129H1ZM4 125H6V127H4ZM247 125H245V126H247ZM261 125H263V124H261ZM216 126H218V125H215V127ZM258 128H260V131H262L261 126ZM87 129H89V128H87ZM117 129H118V127L116 128V130ZM119 129H121V128H119ZM128 129H131V128H128ZM6 130H7V128H6ZM7 131H5V132H7ZM5 132H3V134H1V132H0V137L5 136L6 135ZM111 132H113V131H111ZM85 133H86V131H85ZM203 133L204 132H202V134ZM47 135L49 137H53V136H56L57 134L55 132H53V133L48 132ZM33 136H37V135H32V137ZM179 138H178V140H179ZM2 140H3V138H2ZM6 140H8V139H6ZM106 140L107 139H105L103 141L105 142ZM110 141H112V140H110ZM6 142L7 141L0 142V192L11 191L13 193L12 195H10L8 202L6 201L5 203L10 204L13 207V208L12 207L11 208L15 209L16 206L19 204V203H17L18 200L16 201V203L14 200L15 197L17 196L16 195V193H17L16 188L18 187V189H19V187H20V189L23 192V189L21 188L23 186H18V185H16V183L19 184L22 181L24 184L25 180L32 181L34 179V177L37 175V173L35 170L34 171H32V169L30 170L29 165L27 168L23 166L24 163H22V162H24L23 158L25 156L23 157L21 155L22 153H20L21 150L19 151V148H17L18 146H22V145L16 144L17 147L15 146L13 148H15V149L17 148L18 151H15L11 147L14 144H12L10 142L6 143ZM8 144L10 145L11 148L9 147ZM94 144H96V143L94 142ZM94 144H93V146H94ZM181 144H182V142H181ZM253 144H252L253 147L250 148L243 155L236 156L235 158L231 157V159L229 161L226 160V162L220 163L219 165L217 164L216 167H214L210 170H209V168H208V170L205 168V165L207 164V162H204V164H203L204 166H201L202 162L200 163L201 165H198L199 161H196V162L194 161V157H195V156L193 157V155L195 154L194 150L191 151L190 153L186 154V155H182V153L184 152V151H182V153L178 154L179 156H176L177 159H175V161H173L170 164L165 163L167 170H165V173H164L163 172L164 169L162 170L160 167V169L162 170L161 175H160L161 171H160V173H158V171L160 169L157 170V168L154 167L155 168L154 171L155 170L157 171L156 173L153 170H152L153 172L150 171V169H149L150 175L152 173L155 174V176H157L156 174H159L160 178L158 180L155 179L154 182H158V183L154 184L153 181H151V180L153 178H156V177L152 174L151 175L152 179H151V177L149 176L151 179L150 180L151 185H150L149 183H147V182H149L148 181L149 177L145 174L148 180L146 183H143V184L150 185L151 187L149 186V188H146L144 191H142L144 188L141 190L142 193L141 192L139 193V194H141V195H139L140 201L137 199L139 201V203L134 201V199L131 200L132 202H129L126 200V201H124V203H122V201H121L122 198H121V200L119 199L120 200L119 202H120V204L122 203V205L120 206L119 203L115 204V207H116V205L119 206L115 210L119 209L118 214L120 213V216H124L122 218H125V216L129 218L128 215L131 214L132 216L134 215L135 219H136V217L138 215V217H137L138 222L136 221L137 223L134 224L135 226L132 223L133 227L131 226L132 228H128L130 230L126 234V237L122 243L116 244V245L112 246L111 248L109 247L108 250L94 256L93 258L90 259V261H88L84 264H226V261L228 259L226 256H228V255L230 256L234 252L237 253L239 251L238 250L239 247H238V249H236V251L233 249L236 244H234V246H233V245H231L233 243H231V244L229 243L226 246L224 244L225 242L222 241V239L223 240L225 239L224 238L225 236H226L227 240L229 239L228 242H230L232 240L237 241V239L236 240L232 239L234 237H232V235H230V234H231V228H233L235 226L236 229H238L237 228V225L239 224L238 221L239 222L242 221V219H241V221L239 220L243 216L241 214L242 212L241 213L239 212L240 211L239 208L241 207V205L243 203L244 206L246 205V207H243V205H242L243 208L241 207L242 209H244L243 213L251 214V211H253V209L252 210L250 209L251 206H253L254 204H257V202L264 195V193H263L264 186H260L261 179H258V177H256L254 179L255 175L260 176L262 179L264 176V134L257 141L253 142ZM99 145H100V142H99ZM23 146H24V144H23ZM131 146H133V145H131ZM204 147H205V145H204ZM8 148H10V149L8 150ZM150 148H152V147H150ZM155 148L156 147H154V149ZM12 149L15 151L14 153H16V154L11 152ZM201 149H203V147L202 148L200 147V149L198 148L197 153L199 155L206 154V153H203L205 151V149H203V150H201ZM210 149H209V151H210ZM5 150H6L7 154L10 151L14 155L11 153L8 155H12V156L6 155ZM172 150H173V148H172ZM22 152H23V150H22ZM241 152H243V151H241ZM175 155H177V154H175ZM170 159L172 160V158H169V160ZM249 164H252V165H249ZM25 165H27V161H26ZM247 166H250V167L252 166L253 168L251 167V169H250ZM197 167H198V169H197ZM247 168L250 170L244 171V169H247ZM205 170H207L206 173H205ZM241 170H243L244 172H241ZM33 174H36V175L34 176ZM140 175H141V173H140ZM31 176H33V177H31ZM142 176H144V175H142ZM36 177H38V176H36ZM157 177H159V176H157ZM241 177H243V178H241ZM242 179H243V181H242ZM141 181L143 182V180H141ZM32 182H34V181H32ZM35 186H37V185H35ZM152 187H154V188H152ZM135 190H137V189H135ZM132 192H134V191H132ZM18 193H19V191H18ZM18 196H20V195H18ZM120 197H121V195H120ZM117 198H119V196ZM252 198H253V200H252ZM238 202H242L240 204V207L238 206L239 211L237 210V206L235 205ZM5 203L1 204V205H5ZM252 203H253V205H252ZM144 206L146 208L153 207L154 208V212H152L153 214L152 213L150 214L148 212L149 214L144 216L141 214L142 213L141 212L140 213L141 215H139V210H140L139 208H142ZM255 206H257V205H255ZM234 208H236L235 211H237L239 214L237 213V215H235L236 212L234 211ZM104 210H105V208H104ZM114 211H113V213H114ZM233 211L235 214L233 213ZM263 211H264V209H263ZM104 212H106V210ZM113 213H109V214H113ZM109 214H105V215L101 214L102 216L99 217L97 219V221H95V223H94L95 226H98V228H99L101 225V227L105 226V229H107L110 224L112 225V223H113L112 219L114 217H112ZM146 214H147V212H146ZM252 214H253V212H252ZM113 216H114V214H113ZM244 216H246V215H244ZM122 218H118V219H122ZM118 219H114V220H118ZM124 221H126V218ZM114 222H116V221H114ZM121 224H123V223H121ZM121 224L119 222V225H121ZM128 224H129V222H128ZM240 224H243V223H240ZM130 225H128V226H130ZM124 226H125V222H124ZM235 227H234V229H235ZM238 227H239V225H238ZM241 227H242V225H241ZM241 227H239L238 230H241L240 229ZM246 228H247V226H246ZM238 230H237V232H238ZM234 231H236V230H234ZM78 232H79V234H78L79 236L78 235L74 236L77 239L84 234L88 235V237H89V235L93 234L92 231H89L86 229H81V228H80V230L78 229ZM86 232H88V233H86ZM90 232H92V233L90 234ZM239 232H241V231H239ZM228 233H230V234H228ZM233 234H235V233H233ZM21 236H23V237H21ZM21 236H19V237H21V239L19 238L18 240H22L25 237V234H22ZM71 236H72V234H71ZM68 237H70V236H68ZM90 237L92 238V236H90ZM93 237H96V236H93ZM221 237H223V238H221ZM79 239H81V237ZM221 241L224 245L221 243ZM22 243H24V242H22ZM66 244H68V243H66ZM226 244H227V242H226ZM17 245L16 246L19 247L22 244L17 243ZM63 247H66V246L64 245ZM22 248H24V247L22 246ZM236 248H237V246H236ZM15 249H18V248H15ZM65 249H67V247ZM18 250H16V251L19 252L21 250V248L19 251ZM225 257H226V259H225ZM233 258L234 257H232L231 259L234 260ZM230 262H231V260H230Z\"/></svg>",
    "mask_w": 264,
    "mask_h": 264
}]
</instances>
